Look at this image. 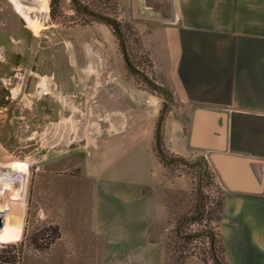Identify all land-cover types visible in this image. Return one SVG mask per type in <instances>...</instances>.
I'll return each mask as SVG.
<instances>
[{
	"label": "crops",
	"instance_id": "crops-1",
	"mask_svg": "<svg viewBox=\"0 0 264 264\" xmlns=\"http://www.w3.org/2000/svg\"><path fill=\"white\" fill-rule=\"evenodd\" d=\"M120 6L146 57L137 68L146 79H118V131L81 163L67 263L163 264L150 231L166 209L156 191L174 180L157 153L159 136L168 155L200 156L214 169L226 263L264 264V0ZM60 261L53 252L52 264Z\"/></svg>",
	"mask_w": 264,
	"mask_h": 264
},
{
	"label": "rangeland",
	"instance_id": "rangeland-1",
	"mask_svg": "<svg viewBox=\"0 0 264 264\" xmlns=\"http://www.w3.org/2000/svg\"><path fill=\"white\" fill-rule=\"evenodd\" d=\"M48 7L46 16L38 13L45 28L36 35L0 0V149L7 157L0 170L31 161L10 188L0 186L4 219L15 226L0 239V257L17 243L18 264H52L53 252L68 264L81 163L118 131V79H146L137 70L146 57L134 26L120 19V0H48ZM188 163H169L174 181L156 191L166 209L150 237L163 245V264H214L210 231L218 232L222 185L200 156Z\"/></svg>",
	"mask_w": 264,
	"mask_h": 264
},
{
	"label": "bare ground",
	"instance_id": "bare-ground-1",
	"mask_svg": "<svg viewBox=\"0 0 264 264\" xmlns=\"http://www.w3.org/2000/svg\"><path fill=\"white\" fill-rule=\"evenodd\" d=\"M9 1L11 2L12 6L14 7V9L27 22V25L34 32V34L39 35L40 32L45 28V25L43 23L42 18L39 17L38 13L44 14V15L47 13L48 8H49L48 7V0H37L36 5H31V6L23 3L22 0H9ZM34 10L37 11L36 14H35ZM43 89L47 90V88L45 87L44 84H43ZM29 99L26 97V100L28 102H29ZM19 139L21 140V138H19ZM21 144H22V140H21ZM49 147H50V145H49ZM21 150L23 152L24 148H22ZM2 154H3L2 150L0 149V155H1L0 160H2L4 162L7 157L5 158V156H2ZM12 161H10V162H12ZM29 163L27 161H24V160H15L14 162H12V166H10V167H12V170L9 169V168L8 169H4L3 168L2 170H0V186L1 187L4 186L3 188H8V187L10 188L9 184L10 183L13 184L15 182V176H19L20 177V176L25 174V171H28L27 168H29L28 167ZM10 165H11V163H10ZM0 210L3 212V218H4V214L7 213L8 211H3V209L1 207H0ZM14 232H15L14 223L9 221V223L7 224L6 220L3 219V225L0 228V239L5 237V236H7V235L13 234Z\"/></svg>",
	"mask_w": 264,
	"mask_h": 264
},
{
	"label": "trees",
	"instance_id": "trees-1",
	"mask_svg": "<svg viewBox=\"0 0 264 264\" xmlns=\"http://www.w3.org/2000/svg\"><path fill=\"white\" fill-rule=\"evenodd\" d=\"M156 150L160 159L166 164L173 162L189 164L188 161H186L185 159L168 155L167 153H165L161 144V138L159 136H158V142L156 144ZM210 236H211V253H212L211 257L214 261V264H227L222 253L224 247L222 245V239L220 234L218 232L215 231L213 232L211 230ZM217 236H219L221 240H219ZM54 238L57 239L58 236L56 235ZM52 242L53 241L48 242V245L51 244ZM2 251L7 254L0 257V264H18V262L21 259V249L19 248V244L17 243L7 244L2 248Z\"/></svg>",
	"mask_w": 264,
	"mask_h": 264
},
{
	"label": "water",
	"instance_id": "water-1",
	"mask_svg": "<svg viewBox=\"0 0 264 264\" xmlns=\"http://www.w3.org/2000/svg\"><path fill=\"white\" fill-rule=\"evenodd\" d=\"M215 158H218V157H215ZM217 160V159H216ZM217 163H218V166H219V168H220V170L223 172V174L224 175H226V172H225V170H224V168H223V166L221 165V163H220V161L219 160H217ZM3 212L0 210V228L2 227V225H3Z\"/></svg>",
	"mask_w": 264,
	"mask_h": 264
}]
</instances>
